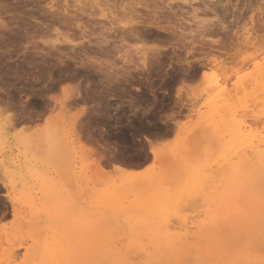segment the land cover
Returning a JSON list of instances; mask_svg holds the SVG:
<instances>
[{"label":"rangeland","instance_id":"374dc122","mask_svg":"<svg viewBox=\"0 0 264 264\" xmlns=\"http://www.w3.org/2000/svg\"><path fill=\"white\" fill-rule=\"evenodd\" d=\"M0 20L26 26L0 34V162L14 181L0 183V264H25L33 240L212 239L220 226L211 216L231 211L235 193L225 175L196 181V148L207 146L198 127L211 101L242 95L237 81L264 61V0H0ZM156 49L160 60L145 69L143 53ZM146 135L161 156L183 155L167 154L175 169L153 162ZM33 255L28 264L40 261Z\"/></svg>","mask_w":264,"mask_h":264},{"label":"bare ground","instance_id":"6f19581e","mask_svg":"<svg viewBox=\"0 0 264 264\" xmlns=\"http://www.w3.org/2000/svg\"><path fill=\"white\" fill-rule=\"evenodd\" d=\"M144 7L148 8V4ZM138 11L140 12L139 9L135 12ZM260 11L262 12L263 10L260 9ZM150 12H154V10ZM158 16L156 15L155 11V20H159ZM135 20H137V18ZM12 21L14 22L10 24L8 22H5L4 20H0V34L4 35L9 32L13 35L19 33L20 29H26L25 25L19 23L17 24L15 20ZM95 22L97 23L96 20ZM136 24L139 25V21L136 22L135 25ZM37 25H35L34 27H36ZM224 29L226 28L224 27ZM22 30L20 31L23 33ZM250 40V37H245V39L243 40L244 42H242L249 43ZM99 44L102 50L103 46H101V42ZM155 53L156 56L153 57H150L147 53H143L141 59L142 67L147 69L155 66V64L160 60L159 55L161 53V50L156 49ZM94 62L96 63L95 60ZM254 70V73H251L252 75H248L249 78H241L235 85L236 90H239L243 96L241 94H238L239 92H234V95H230L229 97L228 95L225 96L226 93H220V98L216 96V98L211 101V110L208 114L204 115L203 111L201 109H198V112L202 116H204L202 118L200 126L198 127L199 133L197 138H202V142L205 141L207 146L203 147L202 145L201 148V145H199V148L201 149L196 148L197 150H202V153L199 152L201 154L200 162L202 163L199 164V167L203 165L202 167L204 168V170L203 168H200L202 179L200 177L199 180L197 178L196 181H200L203 184H206L209 181L214 180L215 176L225 175L226 180L231 183V186L235 193L233 199L234 203L232 204V206H229L231 208V211H228V207H222V211L220 209V212L214 213L211 216L212 223L213 220L219 223V225L216 223L215 228L217 230L216 226H220L217 231L219 232L220 230L221 234H218V236L216 237L217 231H214L216 233L211 234L215 235L214 237L212 236V239L210 238L204 243L202 242V240H200L201 243L195 244H177L173 241V243H170V241L167 244H164L163 242L162 244L159 243L150 245V242H144L145 240L140 241H143L148 245L142 243L140 244L134 241H129L127 243L122 242L123 244L121 242V244H115L112 243L111 240V243H108L107 241L102 242L101 239V241H97L96 239V241L93 243H82L84 241L82 239L78 240V238H75V241L73 240L69 243H63L64 241L61 242L58 240L59 242H57L56 244H52L51 242L37 243L33 240V244L31 245L32 247H26V249L28 251H31L32 255L33 253H37L41 256V258H39L40 261L33 262V264H264V61L255 63ZM108 76H110V73ZM24 115H22V117ZM247 115H250L251 118H254V121L252 119L251 120L255 122V124L257 123V125L260 124L262 129H255L254 132V130H252L253 122H250L251 124L248 123V118L246 117L249 116ZM17 117L18 116L14 117L15 120ZM22 117L20 116V118ZM80 119L81 118H79V120ZM13 120L14 119L12 118V121ZM43 126H41L42 129ZM149 136L146 135L145 139L150 143L149 151L153 156V162L154 160H159L158 158L160 157H165V161L169 158L171 159V157L176 161L178 159V156L182 158L183 155L180 154L179 151H177L176 154L171 153L173 156L166 152L169 155V158L167 157V154H165L166 156H161L159 152V143L151 139ZM81 141L79 140L80 143ZM196 143L201 144V141L194 142V144ZM202 144H204V142ZM211 144H213V146H211ZM82 146L86 147L88 145L84 144ZM86 150H88L89 153L95 152L92 147H86ZM185 150L187 149L185 148ZM182 151L184 152V150ZM192 152L193 150L190 154H193ZM184 154L186 155L187 152ZM190 154L187 155L189 156ZM174 155H176L177 159L174 157ZM193 155H191V157ZM72 158L74 157L72 156ZM184 158L185 157H183L182 160L185 161ZM97 160L94 161L96 162ZM100 160L101 158H99V161ZM162 160L163 159H161L160 162H162ZM164 160L162 162V165H164L165 167L169 160L166 162H164ZM177 162H179V160ZM177 162H175L176 164L174 163V165L172 164L173 167L169 162V165L172 167V169L176 168V166L178 165ZM99 164H101V162L98 163V166ZM70 166L73 167V165L71 164ZM170 166L167 168L171 169ZM99 167L100 169H104V166L101 168L100 165ZM73 168L72 171L69 172L68 170L71 169L68 166V170H66L68 173L73 175L75 174V169L73 170ZM113 169L119 170L123 172V174L127 173L130 175H134L139 173L134 171L135 169L133 168L132 170L130 169V167H123L119 164H116ZM9 171V167L6 164L0 162V183L4 188H9L11 184V186H14V181L11 180V178H8L10 173ZM19 175L21 176V173L18 174V176L16 177L17 179H19ZM72 177L74 178V176ZM200 182L198 183L202 184ZM56 189L57 188H55V190ZM116 193L117 191H113L111 196H114ZM123 193L125 194L124 191ZM5 196H7V199L13 204V208L16 212L18 208L15 206V197L11 196L10 191H8ZM79 212V218H81L79 215L83 217L84 215H87V213L89 214L88 211L86 214V211L83 212L84 215H82L83 213L81 214V212L79 214ZM89 215L91 217L92 212ZM90 217L87 218L90 219ZM94 217L95 216H93V218ZM32 255L30 254L28 258H33L34 255ZM28 258L27 261H30V258Z\"/></svg>","mask_w":264,"mask_h":264},{"label":"crops","instance_id":"0c3cea01","mask_svg":"<svg viewBox=\"0 0 264 264\" xmlns=\"http://www.w3.org/2000/svg\"><path fill=\"white\" fill-rule=\"evenodd\" d=\"M132 169V168H131ZM133 169H135V170H139L140 168H135V167H133Z\"/></svg>","mask_w":264,"mask_h":264}]
</instances>
